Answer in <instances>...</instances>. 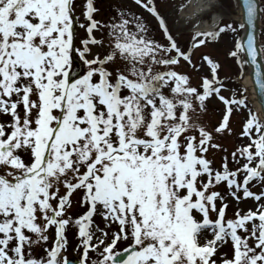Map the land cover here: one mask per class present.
Wrapping results in <instances>:
<instances>
[{
  "label": "snow or ice",
  "instance_id": "6c2138e0",
  "mask_svg": "<svg viewBox=\"0 0 264 264\" xmlns=\"http://www.w3.org/2000/svg\"><path fill=\"white\" fill-rule=\"evenodd\" d=\"M135 3L159 20L169 46L149 39L143 23H137L133 32L126 27L129 21L122 20L109 25V35L114 37L111 51L103 58L97 54L89 59V44L100 43L91 35L99 23L92 18L96 11L92 0L84 4L88 37L78 48L76 0H0V114L11 118L0 122V166L4 167L0 174V264H70L67 258H59L70 222L79 227L82 254L78 264H88L90 250L98 255L92 264H216L210 257L229 238L233 257L220 264H264V205L243 215L237 211L235 219L225 220L226 205L217 209L215 203L223 197L208 191L223 181L234 197L233 186L242 188L245 198L259 200L264 195L246 187L252 179L264 180V123L250 113L243 125L242 135L249 136L251 143L237 149L248 161L242 169L229 171L225 163L223 171L214 170L203 155L211 134L190 122L188 113L193 96L203 110L205 98L219 94L211 86L217 82L218 64L205 55L212 80L202 78V94L188 86V76L168 66L177 65L181 58L191 63L189 53L172 39L153 0ZM240 6L250 28L262 9L256 0H240ZM237 26L245 27L244 23ZM226 30L235 31L229 23L212 32H197L193 47L205 43L196 37L211 38ZM245 51L255 68L254 84L264 104V72L257 65L251 31L245 40L237 39L229 55ZM74 52L86 66L76 76L71 74ZM117 52L125 63L113 75L105 65L115 60ZM156 65L167 70H158ZM219 98L226 111L216 132L227 128L229 105L245 104L243 98ZM191 129L198 130L199 140L188 134ZM22 152L28 154V162ZM241 170L247 172L243 184L236 180ZM61 184L64 195L59 194ZM76 190H82L79 203L87 210L72 221L70 216L65 218V212ZM53 199L58 201L55 205ZM98 208L105 227L113 222L119 225L107 244L108 233L102 229H98L102 236L92 243L91 218ZM210 211L217 213L215 220L209 218ZM248 222H252L250 230ZM49 226H55L56 239L51 249L45 248L47 258H32V245L48 240ZM237 229L247 235H239ZM206 231L212 238L205 237L200 244ZM249 239L255 241L254 246ZM121 240L130 243L118 250Z\"/></svg>",
  "mask_w": 264,
  "mask_h": 264
},
{
  "label": "rangeland",
  "instance_id": "374dc122",
  "mask_svg": "<svg viewBox=\"0 0 264 264\" xmlns=\"http://www.w3.org/2000/svg\"><path fill=\"white\" fill-rule=\"evenodd\" d=\"M189 0H153V4L157 13H159L160 18L164 21L165 26L168 30V33L172 37V39L176 42V44L181 48V50L189 53L191 63L184 61L182 58L179 63L172 67L173 69H177L179 74L187 75L189 78L188 86H192L197 88L198 92L202 94V78H208L210 81L212 80V69L211 65L203 59L206 55L210 58L213 63L218 64V68L216 71V83H213L211 86L219 89V94L216 92L211 93L208 97L205 98L203 110L200 108V103L195 100V97H192L193 109L189 111L188 115L190 117V122L193 124L203 126V128L211 134L212 139L209 141L207 146V151L203 153L206 159L211 161V167L214 170L223 171V165L226 163L229 171H235L236 169H242L243 164L248 163L247 159L237 151L238 148H243L248 146L251 143L249 136L242 135L244 129L243 125L248 120L249 114L252 113V108L247 101L246 89L239 83V73L240 68L238 64V56L229 55L230 52L235 50V43L237 41V37L239 35V29L236 28L235 23L233 21L236 11L235 5L232 0H219V6L213 9V12H220L223 16V20L220 25H226L231 23L235 31L226 30L223 33H220L214 37H206V36H198L196 40L204 39L205 43L202 45H198L193 47L195 36V32L191 29L194 26V22H200L202 20H211V13H206L202 18L197 16L194 21L184 22L178 18V12L186 5ZM87 0H76V6L74 9L75 16L78 17V23L75 26V46L81 47L80 41L82 39H86L88 37V33L84 32L85 27L88 24V21L85 20L83 16L84 4ZM147 0H145V3ZM93 7L97 8L92 18L98 21V25L95 29H93L92 36L98 40L99 38H103L106 35H109L105 30L107 26L112 24H119L122 20H127L130 23V19L132 24H129L130 27L126 26L130 31H133L134 22L143 23L148 30V38L154 40L156 43L163 45L165 47L169 46V40L167 37H164L162 33H164L163 29L158 28L155 22L159 25L156 17L149 13L146 8L142 7L135 3V0H93ZM151 6V5H150ZM260 6L263 10L264 17V0H260ZM261 10V11H262ZM151 16H154L155 21ZM138 18V19H137ZM87 22V23H85ZM84 24L85 27H79V24ZM264 24V20H262ZM106 26V27H105ZM264 31V30H263ZM89 48L91 49V54L88 55L87 58L92 59L95 55H100V51L111 49V44L104 45L102 44H89ZM263 49H264V38H263ZM111 50L108 51V53ZM174 51L170 52L169 55H174ZM264 54V52H263ZM161 56L164 54L161 52ZM77 61L79 64H83V62L79 59ZM124 61L120 59L119 53L117 52L116 58L113 62L107 64L108 69L110 71H114L113 75H115L116 68H123ZM197 65L198 67H195ZM157 66V65H156ZM155 66V67H156ZM162 66V65H161ZM84 65V69H85ZM160 67H158L159 69ZM162 68L166 69L165 66ZM162 69V70H163ZM78 68L72 71V73H76ZM169 91L168 88H165L164 91ZM170 94V92L168 93ZM223 96L225 99L234 100L243 98L245 100L244 105H236L231 104L228 107L232 108V111L229 115V120L227 121V128L222 130L221 132H216L215 129L219 126V124L223 120V116L226 111V105L223 100L219 97ZM35 99V96H33ZM22 115V106L19 108ZM10 116L5 114H0V122H10ZM230 129V131H228ZM190 135H195L197 140H199V132L196 129L189 130ZM250 134L253 138L256 136L255 128L250 130ZM212 145H218V147H212ZM250 151H254V147L250 149ZM233 153H235V159L233 158ZM25 160L28 162V154L20 153ZM198 155L200 153H197ZM250 166H255V164H251ZM0 174H4V167L0 166ZM247 175L246 171L241 170L237 173L236 180L238 183L243 184V177ZM261 176H264V172L261 173ZM202 180L207 179L206 176L201 177ZM249 191L260 195L264 192V180L252 179L246 185ZM208 191H216L222 197L223 201L217 199L215 201L217 209L223 203L226 205L225 211V220L235 219L236 213L239 211L240 215H243L249 210L257 211L258 205H264V195L260 196L259 200H256L254 197H243V189L237 190L235 186H233L232 191L236 192V196L230 194L228 190V186L226 182H220L218 184H214ZM66 189L63 184L59 186V194H65ZM83 192L82 190H76L71 194V206L67 207V212L65 213V218L70 217L72 221L82 215L87 206H81L79 201L82 198ZM236 197H239L237 199ZM58 201L53 199L52 203L55 205ZM78 205H80L78 207ZM77 207V208H75ZM77 209L75 216H71V209ZM83 209V211H82ZM70 210V212H69ZM73 213V214H74ZM77 213V215H76ZM199 218V217H198ZM209 218L215 220L217 218V213L210 211ZM92 224L90 226V231L93 235L92 243L97 242V238L102 236V232L98 229H102L104 232H107L108 235L104 238V244H107L111 241L112 233L119 230V225L115 222L111 223L108 227H105L104 219L99 215V208L97 214H95L92 218ZM43 223L42 220L39 221ZM256 223L259 221L256 220ZM252 222L247 223V227L249 230L251 229ZM26 234L30 235L33 240L36 239L34 234L28 233V231L24 230ZM79 227L74 222L70 223V229L66 234L64 232V236L66 238V247L62 249L59 253V258L63 259L64 257L73 258L79 260L80 255L82 254V246L80 245V239L78 238ZM239 235L244 236L247 235L243 230L237 229ZM45 235L48 236V240L46 242L40 241L35 243L31 247L32 258L40 259L41 257L47 258L45 248L51 249L55 242V226H51L48 228ZM205 237L207 239L212 238L211 232H205L200 237V244L205 242ZM130 241H118V250L123 249L127 246ZM250 246H254L255 241L249 239L248 241ZM103 245L100 246V251H102ZM27 246H25V254L27 256ZM233 247L231 239H227L225 243L221 244L217 247L214 255L210 257V260H215L216 264H220L222 259H231L233 257ZM64 253V255H63ZM98 259V255L96 252L89 251L88 254V264H92L93 260Z\"/></svg>",
  "mask_w": 264,
  "mask_h": 264
},
{
  "label": "bare ground",
  "instance_id": "6f19581e",
  "mask_svg": "<svg viewBox=\"0 0 264 264\" xmlns=\"http://www.w3.org/2000/svg\"><path fill=\"white\" fill-rule=\"evenodd\" d=\"M218 6L219 0H189L187 4L179 11L178 18L187 23L188 21H192L193 19H195L198 15L201 16L203 14L212 12L210 22L203 20L200 23L196 24L193 28V30L197 29L201 32L210 31L223 19V16L220 12H213V9ZM235 11L236 14L234 19L240 21L241 13L239 8L236 7ZM250 73L253 74L254 71L252 70L250 72L249 68H244L239 75V83L247 90L249 88L251 90L253 85V82L250 80ZM252 96L253 95L249 96L250 104L257 115L259 113L260 106Z\"/></svg>",
  "mask_w": 264,
  "mask_h": 264
},
{
  "label": "water",
  "instance_id": "95a60500",
  "mask_svg": "<svg viewBox=\"0 0 264 264\" xmlns=\"http://www.w3.org/2000/svg\"><path fill=\"white\" fill-rule=\"evenodd\" d=\"M237 3H238L237 5H238V8H239L240 13H241V19H240V21L242 23H244V25H245V31H244V35L242 37V40H245L247 38V32L248 31H251L253 33V36H254V44H255V46L257 48V55H258L259 54V51H258L257 40H256L258 14H257V17L253 20L252 26L249 28V26L247 24V21L242 19V8L240 6V0H237ZM242 53H243L242 61H243L244 66L246 68H249L250 72L252 70L255 71L254 66L251 64V61L247 57L246 51L245 52H242ZM257 65H260L261 66V62H260V60H258V58H257ZM261 71H263L262 66H261ZM250 80L253 82L252 89H251L253 91V95H254L255 99L258 100L261 103L260 93H259V90L255 87V84H254V76L251 73H250ZM262 107H263L262 108V117H263V122H264V104H262Z\"/></svg>",
  "mask_w": 264,
  "mask_h": 264
}]
</instances>
